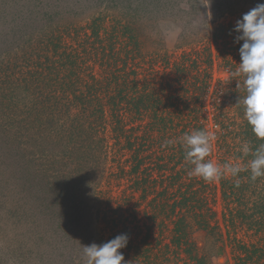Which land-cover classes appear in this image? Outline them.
Here are the masks:
<instances>
[{
  "label": "trees",
  "instance_id": "1",
  "mask_svg": "<svg viewBox=\"0 0 264 264\" xmlns=\"http://www.w3.org/2000/svg\"><path fill=\"white\" fill-rule=\"evenodd\" d=\"M171 7L170 16L161 4L139 17L138 10L126 16L113 12L108 19L97 14L92 32L77 39L70 24L52 26L37 47L56 49L45 59L36 55L32 43L22 50L27 56L13 78L32 88L35 101L22 111L26 116L29 110L23 118L32 129H17L16 135L27 145L44 132L45 139L49 130L63 163L51 172L50 181L45 179L47 195L39 213L51 219L55 214L50 210L59 205L58 227L79 222L82 246L126 233L129 241L121 249L125 264H220L221 258L224 264H264V178L251 181L242 172L237 187L230 178L206 182L191 176L179 143L197 129L214 134L210 159L218 163H245L251 156L244 157L242 142L253 150L264 143L253 135L243 105L237 103L245 94L243 80L237 78V86L231 72L241 58L228 47L237 35L236 21L211 22L214 47L196 36L209 29L210 21L200 28L190 20V29L182 25L176 36L193 39L170 47L160 26H177L175 14L182 8ZM236 10L212 15H235ZM216 67L230 76L217 79ZM167 140L173 144L165 147ZM84 163L96 170L101 163H116L121 172L115 184L109 176L104 185L101 176L88 193L78 195L75 190L86 177ZM100 168L102 175L108 172L106 166ZM166 220L169 233L162 235L159 226ZM82 246L73 264H83Z\"/></svg>",
  "mask_w": 264,
  "mask_h": 264
},
{
  "label": "rangeland",
  "instance_id": "2",
  "mask_svg": "<svg viewBox=\"0 0 264 264\" xmlns=\"http://www.w3.org/2000/svg\"><path fill=\"white\" fill-rule=\"evenodd\" d=\"M259 3H264V0H0V264H73V259H78L82 246V239L78 235L81 229L79 222L73 221L67 223L66 227H58L56 212L59 205L50 210L51 215L55 214L51 219L42 218L39 213V203L47 195L45 179L50 181L51 172L54 173L63 163L59 162L58 153L55 152L58 145L53 142L52 134L49 137L47 135L49 130L46 131L45 139L44 132L37 142L31 141L27 145H22L16 135L17 129H32L23 118H27L29 110L26 116L22 111L25 107H31L35 101V96H31L32 88H27L21 80L16 81L13 78V75L20 71V64H24V57L27 56L22 50L30 49L32 43L36 55L45 59V53L55 52L56 49L45 47L47 51L44 52L37 47L41 46L45 34L52 26L64 27L70 24L73 30L75 29L73 33L77 32L74 35L77 39V35L84 37L86 31L92 32L90 24L97 14L102 13L106 19L113 12L126 16L132 10H138L135 13L138 17L140 12L151 15L150 7L154 4L166 6L167 16L173 11L171 6L175 5V9L182 7L179 13L176 11L175 14L180 22L177 26L173 23L160 26V34L164 35V42L168 46L184 43L182 41L190 43L193 39L189 37L187 40H178L176 35L182 31V25H187L190 29L191 20V25L197 24L201 28L202 22L204 24L209 20V29L204 28L205 31L196 36L201 35L206 40L205 43L217 47L215 38L211 37L215 23L211 22L237 21L241 15ZM229 7L234 11L237 9L235 15H212L214 12L228 11ZM102 29L100 35L104 37ZM235 36L228 41V47L239 53L243 41L235 42ZM159 37L161 38V35ZM71 42L72 40L69 41ZM78 45L76 44L81 49ZM92 47L88 46L89 49ZM182 50L177 51V54L181 55ZM214 50L217 51L216 48ZM35 53H31L30 59ZM216 54L218 55L217 52ZM159 74L158 80H161L162 74ZM215 75L217 79L230 76L218 67ZM145 82L149 83L146 80ZM63 130L53 131L60 133ZM125 130L144 132V129H123ZM109 132L113 133V129H109ZM24 141L26 139L22 140ZM123 145L124 143L121 144V149L117 148L118 152H123ZM124 153L129 154V151ZM103 166H106L104 170L108 171H104V175L100 168ZM100 167L96 170L95 167L84 163L81 172L86 174V177L83 186L75 190L78 195L88 193L101 176L104 177V185L109 176L114 179V184L116 183L115 180L121 172L116 163H101ZM80 197L82 199V196ZM159 227L162 235H165L166 231L169 233L168 220ZM198 243L202 246L205 241L201 239ZM224 262L222 258L218 260L220 264Z\"/></svg>",
  "mask_w": 264,
  "mask_h": 264
},
{
  "label": "clouds",
  "instance_id": "3",
  "mask_svg": "<svg viewBox=\"0 0 264 264\" xmlns=\"http://www.w3.org/2000/svg\"><path fill=\"white\" fill-rule=\"evenodd\" d=\"M237 35L235 42L243 41L239 48L240 62L238 68L231 72L233 80L242 78L244 96L239 98L243 105L244 118L253 135L264 141V3L243 14L233 29ZM215 135L202 129L186 133L180 139L184 158L190 166L189 174L206 182L232 179L238 187L241 173H248L251 181L264 178V143L254 150L248 142H242L241 152L244 157L251 156L245 163L237 161L214 162L210 159ZM167 140L165 147L172 145ZM129 241L126 233L102 243L82 246L83 264H125L124 249Z\"/></svg>",
  "mask_w": 264,
  "mask_h": 264
}]
</instances>
